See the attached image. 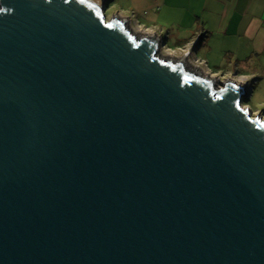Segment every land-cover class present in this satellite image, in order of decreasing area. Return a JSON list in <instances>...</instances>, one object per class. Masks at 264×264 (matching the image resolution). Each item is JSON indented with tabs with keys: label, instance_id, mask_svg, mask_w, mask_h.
<instances>
[{
	"label": "water",
	"instance_id": "water-1",
	"mask_svg": "<svg viewBox=\"0 0 264 264\" xmlns=\"http://www.w3.org/2000/svg\"><path fill=\"white\" fill-rule=\"evenodd\" d=\"M107 3L0 0V264H264L249 83Z\"/></svg>",
	"mask_w": 264,
	"mask_h": 264
},
{
	"label": "crops",
	"instance_id": "crops-1",
	"mask_svg": "<svg viewBox=\"0 0 264 264\" xmlns=\"http://www.w3.org/2000/svg\"><path fill=\"white\" fill-rule=\"evenodd\" d=\"M108 8L178 55L192 45L191 57L214 75L248 82L257 100L246 106L264 115V0H108Z\"/></svg>",
	"mask_w": 264,
	"mask_h": 264
},
{
	"label": "built area",
	"instance_id": "built-area-1",
	"mask_svg": "<svg viewBox=\"0 0 264 264\" xmlns=\"http://www.w3.org/2000/svg\"><path fill=\"white\" fill-rule=\"evenodd\" d=\"M125 18L128 20L129 25H130V24L133 25L134 28H141L140 24H138V23H134L130 17H125ZM131 25H130V27H131ZM141 32H142V33H146L147 31L144 30V32H143V31H141ZM191 46H192V45L185 47V48L182 50L181 55H186L188 62H189L191 65H193V66H195V67H198L201 71H203V73H205V74H209V75H211V76H213V77H216L217 75H214L213 73L209 72L208 70H206L205 68H203V67L201 66V65L204 63V61H201V60H198V59H195L194 61L191 60ZM162 49L165 50V53H166L168 56H174V57H175V56H181V55H178L173 49H168V48H166L165 46L161 48V51H162ZM166 54H165V55H166ZM223 79H224V78H223ZM252 115H253V113H252Z\"/></svg>",
	"mask_w": 264,
	"mask_h": 264
},
{
	"label": "rangeland",
	"instance_id": "rangeland-1",
	"mask_svg": "<svg viewBox=\"0 0 264 264\" xmlns=\"http://www.w3.org/2000/svg\"><path fill=\"white\" fill-rule=\"evenodd\" d=\"M112 12H113V10L110 8H108V9H106V15H107V17L109 18L111 15H112ZM131 25V24H130ZM130 28H132V30L134 31V32H136V33H142L141 31H143L144 32V29L141 27V28H134V26L133 25H131V27ZM160 53L164 56L166 53H165V50H163L162 49V51H160ZM167 55V54H166ZM168 56V55H167ZM191 60L192 61H194L195 59H193L192 57H191ZM203 65V67L205 66L204 64H202ZM201 65V66H202ZM206 67V66H205ZM213 77V76H212ZM216 79H217V82L218 83H220L221 81H223V76L222 75H217L216 77H215ZM253 95V94H252ZM257 100V98L254 96V98H252V97H250V99H249V101H248V105L249 106H252V108H254L253 106V103L255 102ZM261 109V108H260ZM256 114H258V113H254L253 112V115L252 116H256ZM261 115H262V113H260ZM263 117H264V115H263Z\"/></svg>",
	"mask_w": 264,
	"mask_h": 264
},
{
	"label": "bare ground",
	"instance_id": "bare-ground-1",
	"mask_svg": "<svg viewBox=\"0 0 264 264\" xmlns=\"http://www.w3.org/2000/svg\"><path fill=\"white\" fill-rule=\"evenodd\" d=\"M238 83H244L246 81H244L243 79H236Z\"/></svg>",
	"mask_w": 264,
	"mask_h": 264
},
{
	"label": "snow or ice",
	"instance_id": "snow-or-ice-1",
	"mask_svg": "<svg viewBox=\"0 0 264 264\" xmlns=\"http://www.w3.org/2000/svg\"><path fill=\"white\" fill-rule=\"evenodd\" d=\"M109 27H111V25H109Z\"/></svg>",
	"mask_w": 264,
	"mask_h": 264
}]
</instances>
